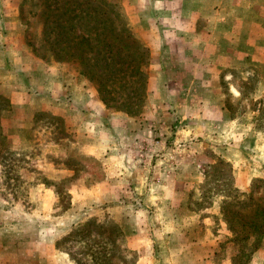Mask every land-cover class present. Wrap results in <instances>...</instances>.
<instances>
[{
  "label": "rangeland",
  "instance_id": "374dc122",
  "mask_svg": "<svg viewBox=\"0 0 264 264\" xmlns=\"http://www.w3.org/2000/svg\"><path fill=\"white\" fill-rule=\"evenodd\" d=\"M42 1L19 0L11 7L6 2L3 3L1 14L5 17V23L3 28H0V39L12 40V46L19 52L20 60L33 55L42 62L68 65L80 74L76 62L56 60L53 58L51 49L42 45L44 38ZM110 1L117 3L130 31L147 47L150 55L145 69L146 97L138 111L126 114L135 119L134 126H138V121L145 119L147 126L157 132L152 136L148 135V142L145 140L143 143L146 147L155 149V146H158L156 140H159L162 145L156 147L159 150L155 151L161 149L169 151L168 157L158 162L160 166L177 162L180 167L178 171L181 173L176 174V177L179 176L181 180L188 179L194 167L199 179V181L197 179L198 185L182 189L188 197L187 203L159 205L147 201L144 188L130 183L128 188L122 189L125 195L123 199H126L124 213H128L127 225L123 223L124 217L120 220L112 218L107 208L113 203H109L102 196L94 200L90 196L81 195L88 191L89 184L94 181L93 178L97 177L96 173L99 176L104 175L102 162L79 152L77 137L80 135L74 131L72 124L61 117L53 115L55 119L50 117L52 114L49 112H36L31 134L24 142V146L21 147L19 144L13 151L12 159L7 158L8 162L4 161L6 150L17 146H10L8 140H5L6 136L2 137L6 131L2 133L1 125L4 119L8 118L10 108L8 100L0 96V223L6 226L9 223H15L17 216L20 227L28 223L30 227H33V221L37 219H34L35 217L34 220L31 219L32 223L31 220H25L27 216L22 211H26L35 212L46 219L43 223L52 225L57 216L64 215L73 208L82 211V219L79 222L89 218L100 223L116 221L117 224L126 225V231H131L133 237H136L134 243L144 245L143 241L147 242L148 257L155 258L162 264H226V262L227 264H264V242L261 248L257 249L258 252L255 251L251 257L249 243L243 250L246 253L240 252L238 246L231 241L233 235L228 231L222 212V205L227 196H230V201H233L234 196L240 195L238 191H245L247 195L250 190H253L254 197L263 196L264 182L262 181L264 179L251 178L246 190L236 187L238 165L223 157L220 147L229 141L212 139L213 135L209 133L216 126L212 121L214 116L218 117L219 113L216 112L218 109L204 108L201 106V101L195 105L196 108L189 111L187 109L189 107H186L185 103L181 102L183 99H180L189 97L196 100L199 94L204 100L212 99V92L206 91L205 96V92L198 94L183 92L182 89L197 86L207 88L212 83L210 75L214 71L216 74L220 71L219 69L222 70L221 72L226 70L220 85L223 92L222 100L229 113L235 117L248 109L257 110L254 114L253 126L256 128V117H261L260 122L263 123L264 93L258 98L254 94L260 86H264V60L260 66H253L248 65L250 62L246 59L248 56L237 62L229 56L222 60L216 57L215 65H219L217 70L216 67L213 69L212 64H208L207 61L198 60L210 56L209 49L212 55V47L204 43L207 39H220V36L214 32V27L216 19L224 15L232 16L239 12L240 16H244L247 21H255L260 28L252 29L253 36L262 39L264 0H258L260 1V4H257L258 12L249 11L248 6H245L244 11H237L239 9L236 7L237 2L232 0ZM237 30V27H232L230 32L234 34ZM261 47H264V43ZM59 55L63 58L67 54L62 51ZM40 72L43 71L38 69L31 75H37ZM80 76L97 91L95 84L85 76L81 74ZM212 77L214 78L213 75ZM232 86L241 91L240 97L231 90ZM124 98L120 96L114 104H120ZM108 110L119 111L114 108H108ZM196 111L201 116L194 114ZM189 113L192 115L190 123L187 122L190 119ZM236 129L241 132L243 127H236ZM144 137L145 135L140 134L141 142ZM238 137L239 135H236L231 143L238 142ZM150 141L152 144L149 143ZM136 145H138L137 150ZM140 147L144 145L140 146L134 142L128 145L132 153L130 157L135 165L142 158L140 155L133 157L134 153H140ZM173 152L177 153L176 157L171 155ZM156 157L149 155L146 159L149 163L150 161L155 163ZM140 162L142 166L143 161ZM45 163L62 168L60 172H53V175L63 177L64 182L58 186L59 189L52 184L60 182L62 178L60 180L45 178V174L40 169ZM128 164L130 165L129 162ZM70 169L75 171L72 176H69L72 173ZM150 176H154V170L151 171ZM158 177L162 180L170 178L162 172L158 174ZM79 178L84 179L87 186L72 187L71 182L78 183ZM43 181L51 184L50 190H39L37 184ZM70 190L77 193L73 194ZM233 203V207L239 206ZM11 206H14L17 211H10ZM248 207H251V203ZM172 211L179 212L184 217L183 220L178 222L172 220L169 217ZM148 216L151 219L150 226L147 221ZM39 223H41L40 218L35 222L34 227ZM176 223L180 225L174 226ZM189 223H195L196 227L189 229ZM120 227L122 229V226ZM63 229L67 232L59 240L58 246L68 252L74 264H77L76 261L88 264L90 259L87 255L94 254L96 249L107 256L109 260L106 264H136L141 256V253L137 251H128L126 235L123 229V234L120 235L115 225L113 228L106 224L105 229H99L95 224H91L85 231L78 233H74L72 227H63ZM172 232L173 235H171ZM222 260L226 262L223 263Z\"/></svg>",
  "mask_w": 264,
  "mask_h": 264
},
{
  "label": "crops",
  "instance_id": "0c3cea01",
  "mask_svg": "<svg viewBox=\"0 0 264 264\" xmlns=\"http://www.w3.org/2000/svg\"><path fill=\"white\" fill-rule=\"evenodd\" d=\"M232 1L237 2L236 7L239 8L237 11H244L245 6H248V10L251 12L259 11L257 4H260V1L258 0ZM5 2L11 7L13 4L16 5L19 0H0V28H3L5 23V17L1 14L3 3ZM216 10L220 11L224 10V8ZM237 13V15H224L216 19L214 32L220 36V39H207L204 45L210 44L212 55L209 49L208 53H210V56L198 61H207L208 64H212L213 69L216 67V70L219 66L215 65L217 64V59L222 60L227 56L231 57L235 62L248 56L246 58L250 61L248 65L253 66H260L263 63L264 47L262 48L261 46L264 43V36L262 39H257V37L253 36L252 30L260 27L256 25L255 21H247L244 16H240L239 12ZM232 27H237L238 29L234 34L230 32ZM231 67H228V69H231ZM38 69L43 72L31 75ZM219 70L216 74L214 71L210 75L212 83L207 88L197 86L182 89L183 92H197L198 94L205 92V96L206 91H209L212 92V99L204 100L201 94L196 100L189 97L180 99H183L181 102H184L186 107H189L187 108L189 111L192 108H196L195 105L201 101V106L204 108L218 109L216 112L219 115L218 117L214 116L212 121L216 126L209 133L213 135L211 136L212 139L229 141L226 145H220L222 156L238 165L235 186L241 190H246L249 187L251 178L262 177L264 179V132L257 131L253 126L254 114L257 110L248 109L235 117L229 113L222 100L223 92L220 85L223 73L226 70L223 72H221V69ZM217 79L218 81H216ZM231 90L238 97L242 95L241 91L233 86ZM262 93H264V86H260L254 95L258 98ZM217 95H219L218 99ZM0 96L4 100H8L10 108L8 118L4 119L1 125L2 133L6 131V134H3L2 137L6 136L5 140H8L10 146H17L8 147L10 149H7V151L13 152L18 148L19 144H21V147L24 146V142L31 134L34 124L33 118L36 112L46 111L61 117L72 124L74 131L80 135L77 137L79 152L90 156L91 159L102 162L104 175L99 176L96 173L97 177L93 178L94 181L89 184L88 191L81 193V195L90 196L94 200L102 196L109 203H113L112 206L107 208L112 214V218L120 220L124 217L123 223L127 225L128 217L126 216H128V213H124L126 199H123L125 195L122 189L128 188L130 183L144 188L146 190L144 194H147V201L159 205L187 203L188 197H186L182 189H189L198 185V175L194 167L188 179L181 180L179 176L176 177V174L181 173V171H178L180 167L177 162L163 166L158 164V162L163 161L164 157H168L169 151H163V149L155 151L159 150L156 147L162 145L159 140H156L158 146H155V149L145 146L143 142L145 140L148 142L147 136L157 133L147 126L145 119H141V121H138V126H134L135 119L133 117L121 111L108 110L100 100L96 89L83 80L78 71L68 65L42 62L33 55L30 58L26 57L24 60L22 58L20 60L19 52L12 46L11 39H0ZM194 114L201 116L198 111ZM191 121L192 115H190V119L187 122L190 123ZM236 127H243V130L239 132ZM140 134L145 135L142 142L139 138ZM236 135H239L237 138L238 142L233 141L231 143V140ZM138 138L139 140H137ZM136 140L137 142H135ZM133 142L140 144V146L144 145V147L139 148L140 153L133 154L134 158L139 157V155L142 157L137 161L138 164L136 165L133 164L134 160L130 157L132 154L130 152L131 149L128 148V145ZM149 143L152 144V141ZM137 148L138 145L135 146L136 150ZM176 154L173 152L171 155L176 157ZM149 155L152 157L157 156L155 163L147 161L146 158ZM140 161H143L142 166H140ZM40 169H42L45 178L48 180L63 179L62 175H53L55 171H62L61 167L45 163L41 165ZM152 170H154L153 177L150 176ZM69 171L72 172L69 176H72L74 169ZM161 172L167 174L170 178L162 180L158 177ZM84 181V179L79 178L78 183L71 182V185L72 187L87 186L86 181ZM37 186L40 188L39 190H50L51 184H48V181H43L38 183ZM70 192L73 194L77 193L71 190ZM10 211H17V209L11 206ZM22 213L27 216L24 218L25 220H37L33 221V227H30L29 223L20 227L17 216L14 220L16 221L15 223H9L7 226L0 223V264H74L68 253L59 248L58 242L67 232L63 227L73 228L89 219L79 222L82 219V211L70 208L68 213L57 216V219H54L55 223L52 225L43 223L46 219L35 212L22 211ZM169 217L176 222L184 218L176 211H172ZM39 218L41 223L34 227L35 222ZM32 220L30 221L31 223ZM150 220V216H148L149 226L151 225ZM120 225L128 242L126 247L131 251L141 253L136 264H162L159 260L148 257L146 252L147 248H149L147 247V242L143 241L144 245L134 243L136 237H133L131 231H126V225L121 223ZM178 225L180 223H176L174 226L178 227ZM188 225H190V227L188 226L189 229L196 227L195 223H189ZM57 226L59 227L57 228ZM171 235H173V232ZM140 236L142 237L143 234L141 233ZM222 261L223 263L226 262V260Z\"/></svg>",
  "mask_w": 264,
  "mask_h": 264
},
{
  "label": "trees",
  "instance_id": "16d2710c",
  "mask_svg": "<svg viewBox=\"0 0 264 264\" xmlns=\"http://www.w3.org/2000/svg\"><path fill=\"white\" fill-rule=\"evenodd\" d=\"M42 4V45L51 49L53 58L76 62L80 74L96 85L106 108L127 114L138 111L146 97L145 69L150 55L147 47L130 31L117 3L110 0H43ZM62 51L67 54L63 58L59 55ZM120 96L125 97L124 101L115 105L114 101ZM260 119L256 117V130L264 132V117L262 124ZM13 154L6 150L4 161L12 159ZM63 182L62 179L52 185L58 188ZM252 191L247 195L245 191H238L240 195L234 196L233 201L227 196L222 205L223 220L233 235L231 241L243 254L249 243L250 257L264 239V195L254 197ZM233 202L239 206L233 207ZM108 222L88 219L77 224L72 231H85L91 224L105 229L108 224L113 228L115 225L119 234H123L120 223ZM87 256L90 259L88 264H106L109 260L99 249Z\"/></svg>",
  "mask_w": 264,
  "mask_h": 264
}]
</instances>
